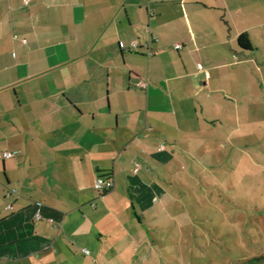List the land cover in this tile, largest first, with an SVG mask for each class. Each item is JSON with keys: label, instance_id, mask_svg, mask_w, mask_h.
<instances>
[{"label": "crops", "instance_id": "0c3cea01", "mask_svg": "<svg viewBox=\"0 0 264 264\" xmlns=\"http://www.w3.org/2000/svg\"><path fill=\"white\" fill-rule=\"evenodd\" d=\"M263 31L264 0H0V264H91L134 227Z\"/></svg>", "mask_w": 264, "mask_h": 264}, {"label": "rangeland", "instance_id": "374dc122", "mask_svg": "<svg viewBox=\"0 0 264 264\" xmlns=\"http://www.w3.org/2000/svg\"><path fill=\"white\" fill-rule=\"evenodd\" d=\"M256 39L251 57L241 61L243 55L235 54L220 62L229 76L222 71L217 85L232 99L211 114L214 136L170 163L168 192L150 209L136 210L134 227L111 234L114 226L107 224L99 257L82 250L77 259L87 254L91 264H264V31Z\"/></svg>", "mask_w": 264, "mask_h": 264}, {"label": "built area", "instance_id": "2783aa9c", "mask_svg": "<svg viewBox=\"0 0 264 264\" xmlns=\"http://www.w3.org/2000/svg\"><path fill=\"white\" fill-rule=\"evenodd\" d=\"M28 3V0H24V4H27ZM180 45H176V48H179ZM198 68H201V65L198 64L197 65ZM12 154L10 152H4L3 153V157L4 158H8L10 157ZM137 167L134 168V171H137ZM114 183H113V179L112 178H105V179H102V178H96L95 181H94V188L96 190H98L99 192H106V191H109L110 189H112ZM7 208H11L10 205L7 206ZM85 251V250H83Z\"/></svg>", "mask_w": 264, "mask_h": 264}, {"label": "trees", "instance_id": "16d2710c", "mask_svg": "<svg viewBox=\"0 0 264 264\" xmlns=\"http://www.w3.org/2000/svg\"><path fill=\"white\" fill-rule=\"evenodd\" d=\"M237 43H238V46L240 48H242V49H245V50H252V49H254L252 47L251 41L248 38L247 33H241V34H239V36L237 38ZM255 260L259 261L260 259L259 258H256Z\"/></svg>", "mask_w": 264, "mask_h": 264}]
</instances>
